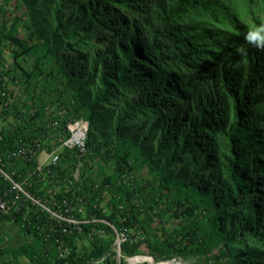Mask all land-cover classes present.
Returning <instances> with one entry per match:
<instances>
[{
	"label": "trees",
	"instance_id": "obj_1",
	"mask_svg": "<svg viewBox=\"0 0 264 264\" xmlns=\"http://www.w3.org/2000/svg\"><path fill=\"white\" fill-rule=\"evenodd\" d=\"M232 1L19 0L27 34L14 28L4 38L15 61L30 58L33 69L19 67L22 95L0 110L4 171L35 198L48 197L37 172L43 150L34 141L47 132L52 93L39 87L40 76L54 85L53 103L67 115L65 137L68 122L87 120L83 159L102 157L114 168L97 185L85 179L80 189L54 196L63 209L64 199L82 198L89 216L100 221L94 230L57 222L31 202L13 218L0 212V223L22 237L6 244L0 234L2 264H117L107 254L115 233L129 230L149 240L162 237L159 248L151 245L160 260L218 249L229 264H264V51L249 47L243 59L236 53L248 26ZM8 116L16 120L12 132L1 127ZM21 147L26 157L12 158ZM78 155L65 151L51 170L72 176ZM142 169L155 175V193L124 182L125 174ZM11 187L0 173V191L10 196ZM137 194L142 198L133 204ZM163 198L184 220L165 233L155 226ZM80 233L86 245L79 246ZM140 245L123 250L133 256Z\"/></svg>",
	"mask_w": 264,
	"mask_h": 264
},
{
	"label": "rangeland",
	"instance_id": "obj_2",
	"mask_svg": "<svg viewBox=\"0 0 264 264\" xmlns=\"http://www.w3.org/2000/svg\"><path fill=\"white\" fill-rule=\"evenodd\" d=\"M229 4L234 8L235 12H237L238 16L244 23L247 24V26L264 23L263 4L258 7L251 6L249 4H245L244 0H233ZM25 23H27L25 9L21 7L19 0H0V76H3L2 88H4V90L1 89L2 98L0 99V110H3L8 103L15 101L19 95H22V88L18 85L17 80H15L21 79L22 77L21 69H19V67L27 71H31L33 69V60L30 58H23L15 61L12 53L14 51L13 45L4 38L7 31L12 30L14 32V28L16 33L18 32L21 37H25L27 34L24 26ZM37 80L40 88L45 89L48 92L47 94H50L49 92L52 93L51 97L49 95L46 97L48 100L47 102H49V107L46 109L47 116L43 120L44 124H47V132L46 134L43 133L44 136L43 134L41 135L42 137L39 141L36 140L34 142L37 149L43 150L38 155L37 172H40V175L42 176V188L45 190L48 197L42 201L49 207H53L55 194H59L63 190L70 193L71 191H74V189H80L83 186L85 179L86 181L92 179L95 185L99 184L100 181L103 180V174L113 172L114 163L111 161L110 163L105 164L102 157L94 158L92 160L87 158L84 160L83 157L86 154V148L84 151H81L76 146L72 147L66 145L72 137L71 130L78 129V127L85 128L84 142H86L89 122L83 118L68 122L66 129L70 135L65 137L67 132L62 123L67 120V115L58 109L56 107L57 105L55 106L53 103L55 102V98L57 99V95L54 93V85L50 83L49 79L43 78L42 76L38 77ZM48 87L53 89L48 90ZM15 122L16 120L13 116H8L2 121L1 127L2 129L12 132L15 130ZM73 149H77L79 151V155L77 156V160L72 162V164L75 165L74 170H72V176L63 177L62 175H58L56 172L53 173L51 170L53 160L52 155L59 154L60 160H63L65 151ZM5 167L7 168V165ZM102 171H104V173H102ZM55 175H58V177H55ZM123 179L127 184H137L147 193H155L157 191L156 187L153 186L155 175L150 174L146 169L136 171L132 174H125ZM19 184L23 187L21 183ZM23 189L25 190L24 187ZM109 196L110 195L107 192L103 203L105 208L108 207L107 204ZM138 198L139 200L142 198L140 194L135 196L134 201H132L133 204L139 202ZM64 200L67 201V205L64 206V209L68 210V212H64L63 216L72 218L79 222V224H91L93 225V230L96 228V224L100 221L89 216L87 213V204L84 200H82V198L75 197L72 201L68 200V198ZM146 201H142L141 204H145ZM160 202L164 205V207L162 209H160V207L157 208V212H160V217L156 218L155 225L158 231L165 233L180 228L184 220L175 212L176 209L174 208L173 203L167 201L166 198L161 199ZM74 212H79L81 216L80 219H77L74 216ZM154 214H156V212ZM79 224L76 225V227H78ZM0 234L6 240V244H18L22 241V237L19 233L12 226L5 223H0ZM80 234H83V237L78 243L79 246H82L83 244L86 245L88 237L84 236V233ZM8 235L10 238L7 237ZM161 241L162 237L159 239L149 240L144 234L136 233L135 230L125 231L124 233L116 232L114 244L110 248L107 256L114 254L115 257L113 256V258L117 264H212L213 262H217L218 264H229L228 261L220 257L218 249L213 250L207 255L187 260H183L181 258H173L171 260L157 259L151 253V245H153L154 248H159ZM136 243H140L141 245L138 249H136L135 255H127L123 250L124 245H132ZM64 252L67 253L68 250L65 249ZM216 257H219L218 261H216ZM139 258L142 260L137 261ZM2 263L3 262L0 259V264ZM102 263H104V259L93 260L89 264ZM23 264H26V262L23 261Z\"/></svg>",
	"mask_w": 264,
	"mask_h": 264
},
{
	"label": "built area",
	"instance_id": "obj_3",
	"mask_svg": "<svg viewBox=\"0 0 264 264\" xmlns=\"http://www.w3.org/2000/svg\"><path fill=\"white\" fill-rule=\"evenodd\" d=\"M84 127H78V129H72V137L69 142L66 143L67 146H76L81 151L85 150V132ZM28 153V149L26 147H21L19 150L15 151L11 154V157L14 159L25 158ZM52 160V166L57 165L60 162V155L54 154ZM4 162L2 161V156L0 155V173L12 183V187L10 189L11 195L8 196L7 192L2 193L0 191V212L13 218L14 214L18 213L20 209L27 203L31 202L32 205L37 206L40 210L48 212L51 217L56 220L57 222L67 223L70 225H78L79 222L72 218H67L64 215V212H68V210L63 209L61 206L54 204L53 207H49L42 200L35 198L32 196L26 189L24 190L23 187L15 182L6 172L4 171ZM63 205H67V201L63 200ZM80 225V224H79ZM80 230V227H77ZM67 229H64L66 232ZM212 264H218L217 262H213Z\"/></svg>",
	"mask_w": 264,
	"mask_h": 264
},
{
	"label": "clouds",
	"instance_id": "obj_4",
	"mask_svg": "<svg viewBox=\"0 0 264 264\" xmlns=\"http://www.w3.org/2000/svg\"><path fill=\"white\" fill-rule=\"evenodd\" d=\"M244 40L245 45L236 49V53L242 59L247 57L249 47L264 51V23L249 25L248 31L244 34Z\"/></svg>",
	"mask_w": 264,
	"mask_h": 264
},
{
	"label": "bare ground",
	"instance_id": "obj_5",
	"mask_svg": "<svg viewBox=\"0 0 264 264\" xmlns=\"http://www.w3.org/2000/svg\"><path fill=\"white\" fill-rule=\"evenodd\" d=\"M142 259L141 258H139L137 261H141Z\"/></svg>",
	"mask_w": 264,
	"mask_h": 264
}]
</instances>
